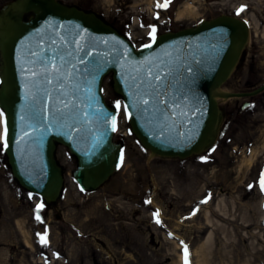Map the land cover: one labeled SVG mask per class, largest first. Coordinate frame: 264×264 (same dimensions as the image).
<instances>
[{
  "label": "rangeland",
  "instance_id": "374dc122",
  "mask_svg": "<svg viewBox=\"0 0 264 264\" xmlns=\"http://www.w3.org/2000/svg\"><path fill=\"white\" fill-rule=\"evenodd\" d=\"M18 1L0 0V21ZM57 1L97 15L137 49L153 42V27L157 38L220 16L244 19L249 42L219 91L251 92L264 85V0H206L196 6L197 15L181 20L177 14L186 0L157 3L152 10L143 6V16L132 13V3ZM26 14L25 20L33 17ZM114 83L110 73L102 90L118 115L114 142L122 150L121 165L102 187L84 191L74 177L76 156L56 143L64 185L54 203L23 188L10 168L3 178L0 173V264H185V248L188 264H264V93L219 99L222 121L212 144L187 159L164 158L134 134Z\"/></svg>",
  "mask_w": 264,
  "mask_h": 264
},
{
  "label": "water",
  "instance_id": "95a60500",
  "mask_svg": "<svg viewBox=\"0 0 264 264\" xmlns=\"http://www.w3.org/2000/svg\"><path fill=\"white\" fill-rule=\"evenodd\" d=\"M30 12L35 17L25 22L23 17ZM5 17L6 24L0 26L4 63L0 107L8 130L6 152L20 185L47 203L58 200L64 185L54 158L56 143L76 156L74 177L84 191L102 187L121 164L122 152L112 130L117 113L102 92L110 73L134 134L146 150L164 158L187 159L212 144L222 121L218 99H249L264 93V85L251 92L219 91L249 40V28L237 18L220 16L195 28L168 32L152 47L137 50L97 15L57 0H21V8L11 5ZM89 51L91 56L86 55ZM61 57L81 72L78 79L65 80L62 88L56 73L42 71L50 69L53 60L60 66ZM81 58L88 64H80ZM86 66L91 74L83 72ZM149 70L165 78L154 81L146 75ZM161 98L167 103H159ZM61 99L76 105L73 117L67 118L66 110L63 121L56 111L63 107ZM144 99L147 105L140 103Z\"/></svg>",
  "mask_w": 264,
  "mask_h": 264
},
{
  "label": "snow or ice",
  "instance_id": "6c2138e0",
  "mask_svg": "<svg viewBox=\"0 0 264 264\" xmlns=\"http://www.w3.org/2000/svg\"><path fill=\"white\" fill-rule=\"evenodd\" d=\"M169 2H170V0H165V4H163V5L157 4V7H167V4ZM243 10H244V8L242 7L239 11H243ZM237 14H239V12ZM155 33H156V29L153 27L152 28V32L150 33L151 39H152L153 42H155V40H156ZM145 47H149L150 48V47H152V45L148 44V45H145ZM80 51H83L82 47L80 48ZM33 55L35 56V55H37V53H33ZM68 55L71 56V53H69ZM86 55L91 56L92 53L89 51L88 53H86ZM125 55H126V53H125ZM60 59H61V65L60 66H57L56 63H55V60H53V61H51V68L50 69L46 68V69H43L42 71L45 74H47L48 72L56 73L59 86L62 88L65 80L78 79L81 76V72L77 68V65L75 63H71L70 61H65L63 57H61ZM79 63L87 65L88 61H86L83 58H81ZM69 64H70V67L68 66ZM188 70L190 71L191 69H188ZM83 72L91 74V70L87 66L83 69ZM32 75L35 77L37 75V72L33 71ZM146 75L147 76H152L153 80L157 81V82H162V80L165 78L160 73H156L153 76V73L151 72V70H149ZM83 79H84V81L86 83H88L90 85L91 82L87 81V77L86 76L83 77ZM94 79H95V76L93 75V80ZM45 82L47 84H51L52 83V79L47 78V75H45ZM77 87L79 88V85H77ZM87 92L88 93L91 92L90 86L87 88ZM156 95L158 97L160 96V93L158 92V90L156 91ZM140 103H142L144 105H147L149 103V101L147 99H144V100L140 101ZM159 103L166 104L167 102L161 98V99H159ZM60 104H62L63 107H58L56 109V111H57V119L60 120V121H63L66 118V110H67V118H72L73 115H74V113L72 112V109H74L76 107V105L72 104L71 101H66L64 99L60 100ZM116 107H117V109H119L121 107L119 102L116 103ZM2 115L3 114L0 113V116H2ZM84 115H87V113H84ZM22 119H23V117H22ZM69 127H70V125H69ZM112 130L113 131L116 130V128H115V120H113ZM7 131H8L7 130V125H6V122H5L4 133H3L4 147H7ZM68 134L71 135V132H69ZM260 185H261V188L264 189V176H262V178H261ZM149 203H150V201H149ZM42 208H43L42 204L38 205L37 206V213H39L40 209H42ZM155 215L157 217L156 222L160 223L161 221L158 218L159 217V213H156ZM36 218L40 219L39 215H37ZM41 242L44 243V244H47V240L46 239L42 238ZM185 264H188V253H187V249L186 248H185Z\"/></svg>",
  "mask_w": 264,
  "mask_h": 264
},
{
  "label": "bare ground",
  "instance_id": "6f19581e",
  "mask_svg": "<svg viewBox=\"0 0 264 264\" xmlns=\"http://www.w3.org/2000/svg\"><path fill=\"white\" fill-rule=\"evenodd\" d=\"M94 1H98V2H101L104 4H112V3H116V2H121L123 4L132 3V4H134L132 13H134L135 15L137 14L138 16L144 15L143 11L140 10L143 6H149L150 10H152L153 6H155L157 3H165V0H94ZM205 1L206 0H186V2L184 4V9H180V11L177 14L178 20H181V19L185 18L186 16L197 15L198 12H197L196 6L199 5L201 2H205ZM222 1H231V0H222ZM261 1H263V0H261ZM12 7L16 10H19L21 8V1L14 3ZM240 21L245 23L247 25V27L249 28V39H250V29H251L250 26L246 23V21L244 19H242ZM0 22H1L0 25L6 24L7 18L5 17V15L3 16V18L1 19ZM1 31L4 34V31H6V29L5 30L2 29ZM248 42H249V40H248ZM18 229L20 230L21 235L23 236L24 244L29 248L32 247L31 241L29 240V238L27 237V235L24 231L23 223L18 224Z\"/></svg>",
  "mask_w": 264,
  "mask_h": 264
},
{
  "label": "flooded vegetation",
  "instance_id": "af4514ba",
  "mask_svg": "<svg viewBox=\"0 0 264 264\" xmlns=\"http://www.w3.org/2000/svg\"><path fill=\"white\" fill-rule=\"evenodd\" d=\"M33 14V17L30 20H25V17H23V20L25 22L31 21L34 17H35V13L30 12L29 14ZM27 15V14H25ZM24 15V16H25ZM4 63H3V58H2V54H1V49H0V88L2 86V83L4 81ZM245 105L250 106V102H245ZM0 113H2L3 115L0 116V143L2 144V146L4 147V140H3V117L5 115L4 110L0 107ZM9 166V167H8ZM9 168L11 169L10 163H9V158L7 155V152L5 150V147L1 150L0 149V173H1V178L4 177V175H6L4 172L7 169V171H9ZM12 171V169H11ZM13 174V173H12Z\"/></svg>",
  "mask_w": 264,
  "mask_h": 264
}]
</instances>
